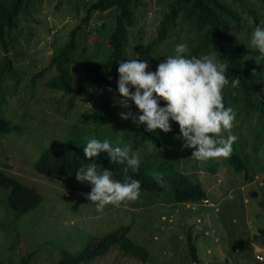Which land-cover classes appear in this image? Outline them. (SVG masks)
I'll list each match as a JSON object with an SVG mask.
<instances>
[{"label": "rangeland", "instance_id": "374dc122", "mask_svg": "<svg viewBox=\"0 0 264 264\" xmlns=\"http://www.w3.org/2000/svg\"><path fill=\"white\" fill-rule=\"evenodd\" d=\"M93 1L29 0L20 14L19 31L10 35L14 39L10 47L13 69L5 70L0 78V119L8 122L10 130L0 132V169L34 187L41 200L27 212L18 213L8 204L9 186L0 184V264H20L30 252L26 264H58L63 253L74 255L115 231L121 236L117 242L123 247L110 245L103 254L78 264H145L142 259H146V264H194L189 236L202 263L264 264V142L258 149L251 142L240 149L235 144L253 177L244 181L221 158L193 161L174 121H170V132L159 130L165 139L162 146L164 143L167 150L158 151L155 133L146 139L145 148H134L133 134L142 124L121 119L119 114L129 110L140 113L131 101L124 108L120 94L105 110L102 106L106 91L102 87L94 92L82 91L70 103L69 95L45 85L56 73L54 68L47 67L51 53L66 42L69 31L81 23L87 5ZM225 2L240 16L239 23L231 22L230 31L244 47V64H254L259 55L249 43L257 26L251 11L262 22L264 6L258 0H244V5L238 6L231 0ZM166 3L167 0H140L133 8L128 59L139 55L155 38ZM112 14L111 10L95 11L78 30L79 49L74 61H87L81 53L84 48L96 53L100 46L97 42H104L113 28ZM197 40L192 26L179 19L168 39L156 45V65L174 54L176 44L186 43L190 49ZM104 47H99L102 51L98 59H104ZM160 104L164 106L165 102L161 100ZM102 108L95 121L93 112ZM250 122L249 126L255 125L256 116ZM89 138L108 139L113 146L130 142L140 160L151 164L149 174L161 177L163 184H167L164 178L169 168H187L183 172L196 177L207 191L208 201L179 203L170 187L160 191L141 189L136 201L108 205L101 213L84 195L90 192L91 185L77 181L75 173H37L36 163L47 148L57 143L84 147ZM206 167L214 169V173ZM197 216L200 220H196ZM11 244L14 246L8 249ZM257 255L262 259H257Z\"/></svg>", "mask_w": 264, "mask_h": 264}, {"label": "trees", "instance_id": "16d2710c", "mask_svg": "<svg viewBox=\"0 0 264 264\" xmlns=\"http://www.w3.org/2000/svg\"><path fill=\"white\" fill-rule=\"evenodd\" d=\"M231 1L237 6L238 4L244 5V0ZM258 1L264 6V0ZM28 3L29 0H0V47L3 50V55L0 57V78L5 70L13 69L10 47L14 39L10 35L19 31L20 14L23 9L25 10ZM139 3L140 0H94L90 2L81 23L71 29L66 42L51 53L47 67L54 68L56 73L45 82V85L50 89L59 90L63 94L69 95L70 103L74 101L80 92L85 90L94 92L102 87L106 91V100L102 107L105 110L109 108L112 101L119 94L117 90L118 61L128 59V28L134 23L133 8ZM166 4L167 9L161 17L155 38L139 51L138 59L146 60L149 63L148 71H155L157 65L154 61V49L157 44L168 39L170 31L179 24V19L188 22L198 36L197 42L190 48L189 55L199 57L202 54H220L221 58L229 65L227 75L230 82L223 90V102L226 107H232L237 113L234 127L231 130V134L235 135L237 140L232 146L233 151L230 158L217 157L210 160H219L220 158L226 160L239 173L241 180L245 178L251 180L253 178L252 173L249 169H246L247 164L237 153L235 144L238 143L240 149V146L244 148L245 145L251 142L252 147L258 149L264 142V57H261L256 50L259 55L258 60L248 66L244 64V47L230 31L231 22L239 23L240 16L226 4L225 0H167ZM110 10L113 11V28L104 42H97V46L102 44L105 46L104 59H98L101 57L102 51L98 46L94 54L88 49L84 48L82 50V57L87 56L88 58H85L87 61L84 63H81L83 60H79L80 63L74 61L79 49L78 30H81L83 24L89 21L93 12ZM251 13L255 23L260 25L261 22L256 13L253 11ZM95 60L104 61L98 62ZM233 77L241 80L240 87L232 88L231 78ZM108 87H111V92L107 90ZM103 108L93 112L95 121L102 114ZM254 116H256L257 122L255 125L249 126L250 119ZM9 130L8 122L0 119V132H8ZM157 130L147 132L143 124L139 126L133 134V147L143 146L145 148L147 145L145 144L146 139L151 133H155V145L158 151L162 148L167 150L168 148L164 147V143L162 146V140L165 139L160 134L159 129ZM224 135L226 137L228 133L225 132ZM83 149L84 147L77 145L54 144L41 154L39 161L36 163V171L43 175L74 174L82 165L96 163L113 171L116 179L122 180L124 178L123 170L126 164H112L105 152L89 159L85 157ZM192 151L193 149L187 148L186 153L191 155ZM193 161L198 162L194 158ZM150 166L151 164L140 160L136 173H132L129 169V174L141 182V189L160 191L165 187H170L174 192L175 201L179 203H199L202 199L207 198L204 187L197 181L196 177L192 178L190 173L183 172L187 168H184L183 171L169 168L164 178L167 184H163L157 183L156 179L149 174ZM206 169L210 173H214V169L209 167H206ZM0 184L9 186L8 204L18 213L27 212L41 200V195L34 187L21 183L5 174L1 169ZM190 238L191 236L188 237V243L193 263L205 264L198 260L195 247ZM120 240L121 236L117 231L109 233L74 255L63 253L58 264H78L103 254L110 245H114L116 248L118 246L123 247L122 244L118 243ZM13 246L14 244H11L8 249ZM31 255L32 252L25 258L23 256L20 264H26ZM142 260H145L143 263H147L146 259Z\"/></svg>", "mask_w": 264, "mask_h": 264}, {"label": "clouds", "instance_id": "9594fccd", "mask_svg": "<svg viewBox=\"0 0 264 264\" xmlns=\"http://www.w3.org/2000/svg\"><path fill=\"white\" fill-rule=\"evenodd\" d=\"M249 43L251 49L264 57V21L254 28ZM189 52L186 43L176 44L174 54L166 56L155 71H148L149 63L138 59V54L118 61L117 90L123 98L120 103L128 108L131 101L140 113L137 115L129 110L119 115L121 119L143 124L147 132L159 129L168 133L172 130L170 121L177 122L179 138L184 141V147L193 149L191 156L194 159L230 158L237 140L231 134L237 113L223 102V90L230 82L229 65L218 52V55L202 54L199 57L189 55ZM240 85L239 78H231L232 88ZM107 90L112 91L111 87ZM161 100L165 102L164 106H161ZM225 132L228 133L226 137ZM83 151L89 159L105 152L112 164H126L122 180L116 179L108 168H98L96 163L76 171L77 181L91 185L90 192L84 195L95 205L97 212L102 213L108 205L119 206L123 201L134 202L139 198L141 182L129 174V169L132 173L138 171L140 157L132 151L130 142L113 146L108 139L89 138ZM154 179L162 183L161 177ZM207 201V198L201 200Z\"/></svg>", "mask_w": 264, "mask_h": 264}, {"label": "built area", "instance_id": "2783aa9c", "mask_svg": "<svg viewBox=\"0 0 264 264\" xmlns=\"http://www.w3.org/2000/svg\"><path fill=\"white\" fill-rule=\"evenodd\" d=\"M256 257H257L258 259H262V256H260V255H257Z\"/></svg>", "mask_w": 264, "mask_h": 264}, {"label": "crops", "instance_id": "0c3cea01", "mask_svg": "<svg viewBox=\"0 0 264 264\" xmlns=\"http://www.w3.org/2000/svg\"><path fill=\"white\" fill-rule=\"evenodd\" d=\"M205 191H206V190H205ZM206 192H207V191H206ZM198 217H199V216L196 217V220H198V219L200 220V218H198ZM184 219H185V218H184Z\"/></svg>", "mask_w": 264, "mask_h": 264}]
</instances>
